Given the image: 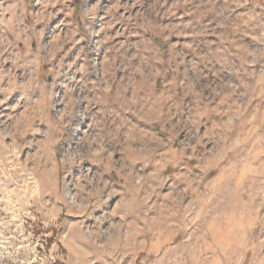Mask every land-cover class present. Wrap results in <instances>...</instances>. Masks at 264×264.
Returning a JSON list of instances; mask_svg holds the SVG:
<instances>
[{
    "label": "clouds",
    "instance_id": "9594fccd",
    "mask_svg": "<svg viewBox=\"0 0 264 264\" xmlns=\"http://www.w3.org/2000/svg\"><path fill=\"white\" fill-rule=\"evenodd\" d=\"M0 264H264V0H0Z\"/></svg>",
    "mask_w": 264,
    "mask_h": 264
}]
</instances>
